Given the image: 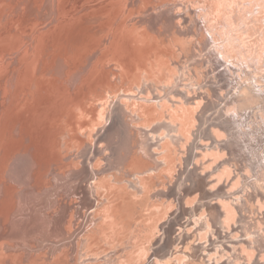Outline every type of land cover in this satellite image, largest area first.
Here are the masks:
<instances>
[{
  "label": "bare ground",
  "instance_id": "6f19581e",
  "mask_svg": "<svg viewBox=\"0 0 264 264\" xmlns=\"http://www.w3.org/2000/svg\"><path fill=\"white\" fill-rule=\"evenodd\" d=\"M224 1L227 5L226 9L230 8L231 12L229 14V11L223 8L222 3L224 2L215 3L218 7L217 14L220 16L222 11L224 12L223 16H220L219 23V20L214 18V10L211 9L212 6H215L214 4H209V7L198 6L194 10L183 6L182 10L177 11V19L182 24V29L174 32L178 36L175 37L179 39L178 45L182 47V44H193L194 38L186 41L184 36L188 35L189 30H192L190 33L192 35L195 27L201 30L206 44L204 48H208L206 55L216 66L221 67L218 71L219 80L225 87L230 88L228 99L224 100L226 103L215 112L216 115L219 114L218 118H213L209 122L208 119L203 123L199 122L198 127L191 133L189 130L192 123L194 124L192 126L195 127V115H193L194 112L190 106L195 105L198 108L202 102L201 98L197 100L199 98L197 95L200 93L194 90L197 84L184 85L187 90L176 91L175 96L171 94L173 87L169 83L166 85V90L165 86L162 87V90H165L163 93L165 95L160 100L158 99L160 96H154L152 99L150 97L136 98L138 94L146 90L152 92L156 86L152 83L151 78L143 86L144 80L142 81L140 77L141 73L133 66H123L124 38L121 36L123 26L121 29L118 27L117 34L115 31L113 34L109 32V22L106 20L108 11L104 12V16L96 18L88 16L86 12L81 17L78 15L79 18L75 17L74 20H70L69 23H61L60 20H57L60 18L56 17L54 19L56 24L54 22L55 25L52 28L41 31V37L38 40L33 37L31 40L29 36L17 34L11 25L16 24V28L23 26L27 33H31L33 25L38 23L43 25V22L50 18V0L42 2L45 5V11L35 9L32 14L34 18L24 14L29 0L15 1L14 9L8 5L10 2L7 4L9 10H12L9 14L11 17L8 16L0 22V143L9 149L8 154H12V156L11 158L4 157L3 150L0 149V264H125V261H132L133 258L136 259L135 264L140 262L150 264L152 257V260H155L154 264H191L181 256L180 260L172 259L171 261L173 255L167 253L170 244L169 235L174 233V227L177 225L175 217L178 214L183 216L179 209L185 207V205H180V202L183 201L185 195L187 196L186 188L181 192L178 190L179 183L173 187V182L168 185L167 190L162 188V190L156 191L153 188L155 186L161 188V185L167 182H160L162 179L167 180L161 172H165L166 167L176 163L179 157L181 159L182 154H185L182 164L185 176L181 182L178 179L180 184H184L190 172L199 174L200 165L206 164L204 169L202 168V174L198 175L197 180H194V185L197 186L205 174L206 177H212L213 182L217 181L219 184L216 185H220L217 187L221 188L217 194L216 190L214 191L213 197L209 196L212 188L209 189L210 193L206 196L221 201L220 203L213 202L216 204L217 211L212 209V212L213 214L215 211L217 212L215 213L216 217L206 218L202 214V217L198 216L193 220L188 218L192 220L189 223L193 226L195 234L199 235L202 232L205 237H212L210 243L205 242L208 245L204 242L200 243L206 246L202 247L206 250H201L204 253L201 257L203 260L198 264H264L259 259L260 253L264 251V215L261 212L264 209L256 211L261 212L257 215H263L262 220L258 216L260 221H257V217L255 219L254 216V220L250 218L256 213L254 209L255 213L253 212L252 215L247 216L248 214H246L249 206L246 201L249 202L247 200L249 195L253 200H256L257 203L253 202L256 203V206L264 204L262 200L264 197V19L262 21L263 17L258 15L264 8L259 9L257 15H253V8L255 6L262 7L264 1L262 3L258 0H243L246 4L248 3L240 8L245 13L243 20L236 17L240 10L237 11L232 7V4L237 3V0ZM3 2L5 1L3 0ZM6 3H3V6ZM120 3L123 5V0ZM64 4L66 5V3ZM61 5L63 6V4ZM81 5L82 3H79L80 7L83 6ZM131 5L134 9L136 2ZM72 6L74 5H71V9H76L78 3L75 8ZM199 8L203 11L196 14V10ZM66 12L70 13L68 10ZM122 13L124 11L120 10L117 14L111 12V15L116 20L118 16H124ZM248 13H250L249 17L246 16ZM146 14L149 15L147 22L152 28L156 24L167 23L172 18H176L175 14H171L169 7L161 17L148 14V9ZM201 20H203L204 26L201 25ZM35 30L34 28L33 32ZM35 36L37 35L35 34ZM126 41L130 47H125L132 49L136 54H139L136 50L143 49L133 44L134 38H131V42L127 39ZM34 44H38L40 48ZM68 44H71L75 50L64 55V61L58 59V49ZM137 44L140 45V43ZM95 47L103 49L102 55L104 59H107V61L105 60L107 63L99 60L104 64L97 63L96 65L92 62L99 52L94 50ZM185 50L188 54L192 51L191 49L188 51L189 48ZM22 56L25 57L22 59ZM79 56L83 60L82 69L87 63L93 68L97 67V69H92L96 70L95 73L100 71L97 75L102 80H97L96 83L90 81L95 73L90 75V80L87 78L92 83H88L90 84L89 88L93 85L91 89L94 91L93 95L90 93V89L88 88V90L83 85L77 92H73L78 81L83 78L81 75L83 70L75 67L76 59ZM108 61H115L120 64L119 67L123 68L121 77L123 101L119 103L117 101L106 103L109 100L106 97V92L108 93L109 90L106 87V77L109 79L110 71L108 74V70H106L105 78L101 74L105 73L106 67L103 66L108 64ZM180 61L172 64L175 72L180 71V68L186 63L182 61L180 65ZM47 64L49 67L45 68ZM200 64L199 62L194 63L192 69H197ZM254 70L257 71L255 75L253 74ZM85 71L87 72L86 68ZM111 71L116 73L112 68ZM73 72L74 75H72ZM259 72L260 74H258ZM242 75L244 76L242 77ZM134 76H138L136 81L140 82L141 80L138 86L132 82ZM178 79L176 77L177 83ZM49 80L52 82L48 83ZM85 85L87 86V84ZM98 85H102L103 88L101 86V89H98ZM107 86L111 88V86ZM126 86H129L126 90L129 93L124 91ZM66 90H69L68 94H66ZM115 95L114 93V97ZM93 96L97 97L93 98ZM169 96H172L173 99ZM86 101H90V104L86 105ZM79 103L82 108L79 107ZM189 104L191 105L187 106ZM77 106L79 107L78 112L75 110ZM130 106H134L132 114L136 126L131 119L126 120V117L129 118V116L124 107L129 108ZM81 109L85 112V118H79ZM161 114L167 116L161 122L168 120L170 123V126L166 127L168 132L172 131V128L176 134L173 136L166 134L165 137H169V141L166 139L162 145L157 146L158 149L154 148V153H152L150 149L155 147V143L151 142L154 139L153 135H149L148 132L137 126L138 124L142 126L151 123ZM256 119H260V121L258 120V122ZM100 122L101 124H99ZM97 124L100 125L97 127V132L91 129L92 132H96L97 140L95 143L89 144L88 147L83 146L85 140L89 139V136L85 139L82 138L83 135H90V128ZM253 124L258 127L253 128ZM128 129L133 130V133ZM82 130L84 133H81ZM132 138L136 140L130 144ZM163 138L161 137L160 140ZM255 139L262 141L260 144L255 142L253 146H249V142ZM204 141H210V143L207 144ZM21 145L24 146L25 151L16 155L20 152ZM75 145H78L77 148ZM176 146L178 147L176 148ZM131 148H134L133 150L142 149L147 157L153 159V165L143 171L135 170L133 172L125 169L127 158L129 159L130 154L134 152L131 151ZM241 151L247 161L244 163H239V161L235 165V156L239 155ZM138 152L136 153L139 154L141 151ZM17 156L19 158H15ZM135 158L132 160H138ZM69 159L72 162L79 159L77 165H81L80 168H70L72 165L68 162ZM142 159L143 156L139 158L141 161ZM148 161L150 162V160ZM142 163L144 162L142 161ZM142 163L140 164L142 165ZM93 165L96 167L94 168ZM231 166L234 168L231 169ZM111 168L117 171V174L113 173L115 174L114 178L108 175ZM12 175H14L13 178ZM93 176L95 179H92ZM227 176L229 178L225 180L224 178ZM156 178H160L159 181L155 180ZM91 180H94L93 183H90ZM202 181H206V179ZM61 182L63 183L60 184ZM145 185L150 187L146 188ZM236 185L239 187L235 191L229 190ZM217 187L215 188L217 189ZM51 188L54 189L50 190ZM149 188L152 192L153 190L156 192L151 193ZM188 188L190 187L188 186ZM94 190L98 191V194H95ZM146 190L150 191V196ZM220 192L222 193L220 194ZM50 193L52 194L50 195ZM172 196L179 209L177 212L173 211L171 214H167L168 218L165 221H168L169 224L166 230L162 227L163 225L158 224L159 222L155 224L158 220L155 215H162L166 204L163 200L168 203V199ZM155 198L162 200L159 202L163 207H161L162 210H150L146 204L148 199L147 203L153 202L150 199ZM204 200L202 198L203 202ZM191 209H188L189 215ZM184 210H182L184 214L187 213L186 209ZM139 211H144V213ZM249 212L251 214V211ZM151 217L153 219L149 221ZM208 218H210L212 226L209 225L210 222H204ZM247 219L253 220V223ZM114 221L119 222L122 227L121 232L119 231L121 235L118 234L117 240L115 239L117 242L109 241L110 237L108 241L102 239V236L99 237V230L103 232L109 229L112 233L110 224ZM260 222L263 226L260 225ZM235 232H239V235L235 236ZM35 235L47 237L45 241L49 244H46L45 249H34L42 247L45 242L40 239L41 243L36 240L31 241ZM184 236L189 237L186 231L179 232L177 238L182 239ZM60 237L65 238L59 240ZM139 237L141 239L143 237L158 238L149 247L148 243L146 245L142 240H140L142 243L139 241L141 243L139 245L137 241L140 239ZM215 239L218 241L213 243ZM21 240L23 241L21 242ZM59 241H63V243L60 246H55ZM159 242L163 243L164 251L159 250L160 248L153 249ZM186 243L189 242L186 240ZM141 248L142 250L149 248V251L153 252L152 255L149 258H144L145 252H141ZM183 253L186 256H182L194 260V256H190L191 254ZM253 257H255L254 260H252ZM137 258L139 259L137 260ZM220 258L222 260L218 261ZM192 263L194 264L193 261Z\"/></svg>",
  "mask_w": 264,
  "mask_h": 264
},
{
  "label": "rangeland",
  "instance_id": "374dc122",
  "mask_svg": "<svg viewBox=\"0 0 264 264\" xmlns=\"http://www.w3.org/2000/svg\"><path fill=\"white\" fill-rule=\"evenodd\" d=\"M1 1V0H0ZM5 2H3V0H2V2H0L1 4H0V6H3V3H6V5H4L3 7H0L1 9H0V22H2L3 20H5V18H7L8 16L9 17H11V15H9L10 14V11L12 12V10H9V6H7V4L10 2V4H8V5H11L10 6V8H13L14 9V6H15V4L16 3H14L15 1H17V0H4ZM21 1V0H20ZM52 1V2H51ZM89 1H91V0H89ZM88 0H50V4H49V6H50V18L49 19H47L45 22H47V23H45V22H43V25H41L42 23H38L37 25H33V29H32V31H31V33H27L26 32V29L23 27V26H20V27H18V28H16V24L15 25H11L12 26V29L17 33V34H20V35H23V36H29V38L32 40V37L33 38H35L36 40H38L40 37H41V35H40V32L41 31H47L49 28H52L55 24H56V22H55V18L57 17V18H60V19H57L59 22H61V23H69L70 22V20L72 21V20H74L75 19V17H76V19L77 18H79L78 17V15L81 17V15H83V14H85L86 12H87V15L88 16H90V17H93V18H96V17H99V16H104L105 15V11L107 12H109V14H108V16H107V18H106V20H108V22H109V32H111L112 34H113V31H115V33L117 34V31L119 30V28L121 29L122 28V26H123V30H122V37L124 38H121V39H123V66H133L136 70H138V72H140L141 73V75H140V77L142 78V81L144 80V82H143V86H144V84H146V81L149 79V78H151V80H152V83L156 86L155 87V90H153L152 92H150L149 90H146V91H144L143 93H141V94H138L137 95V97L136 98H147V97H150V99H152V97H154V96H160L158 99L160 100V99H162L163 97H164V95L165 94H163L164 93V91L167 89V87H166V85L167 84H171L170 86L171 87H173L172 88V93L171 94H174L175 95V92L176 91H186L187 89H185L184 88V85H186V84H188V83H193V84H197V86L195 87V89L194 90H196L197 92H199L200 94L199 95H197L199 98H197V100L199 99L200 100V98L202 99V102H200V106H198V108H196V106L195 105H193V106H190L191 104H189V105H187V106H190L191 107V109H192V112H194V114L193 115H195V127H193L194 126V124H193V126H192V124H191V127H190V132L189 133H191L193 130H195L196 129V127H198V125H199V122H201L202 121V123L203 122H205L207 119H208V122L209 121H211L213 118H218V115H216V110L217 109H220L221 108V106L224 104V103H226L224 100H225V98H227L228 99V97L227 96H229V89L230 88H228V87H225L224 85H223V82L221 81V80H219L220 79V77H219V72L218 71H220V69H221V67H218V65L216 66L212 61H211V59H210V57L208 56V55H206L207 54V49H205L204 47L206 46V44L204 43V40H203V37H202V33H201V30H198L196 27H195V29L193 30L194 32L192 33V35L190 34L191 32H192V30H189L188 31V35H186V36H184L185 37V40L186 41H189L191 38L193 39L194 38V40H195V42L193 43V44H191V45H185V44H182V47H180L179 45H178V43H179V39L178 38H176L175 36H177L174 32L176 31V30H178V29H182V24H181V21H179L177 18V11L179 12V10H182V8H183V6H186V7H188L189 9H195L196 7H198V6H208L209 4H214L215 6H212L211 7V9H213L214 10V18L215 19H217V20H219L218 21V23L220 22V20H221V17L223 16V11H222V13L220 14V16H219V14H217V5L216 4H218V3H221V2H224V3H222V6H223V8H227L226 6V2L224 1V0H123V5L120 3V1L121 0H92L91 2H89ZM170 1V2H169ZM173 1V2H172ZM203 1V2H202ZM245 1V0H244ZM258 1H262V3H263V1L264 0H258ZM257 1V2H258ZM42 2H44V0H29V2L27 3V7H26V9H25V11H24V14L25 15H28V16H30V17H32V14H33V12L35 11V9L36 10H38V11H41L42 9V12L43 11H45V9H44V7H45V5H44V3L42 4ZM60 2H61V4H63V6L60 4ZM63 2V3H62ZM88 2V3H87ZM133 2H136V5H135V7H134V9L132 8V3ZM200 2V3H199ZM243 0H237V3H234V5L232 4V7H234V9L236 8L237 9V11H238V9L240 10L238 13H237V15H236V13H234L235 15H236V17L237 18H241L242 20H243V15H245V13H244V10L243 9H240L241 7H243V6H246L247 4H246V2H243ZM14 3V4H13ZM59 3V4H58ZM64 3H66V5L64 4ZM76 3V4H75ZM77 3H78V6H77ZM79 3H82V7H80L79 6ZM168 3V4H167ZM170 3V4H169ZM206 3V4H205ZM208 3V4H207ZM216 3V4H215ZM166 4V5H165ZM224 4H225V6H224ZM236 4V5H235ZM243 4V5H242ZM14 5V6H13ZM42 5V6H41ZM71 5H74V6H72V7H76V9H71ZM76 5V6H75ZM238 5V6H237ZM89 6V7H88ZM118 6H120V7H118ZM172 6H175V7H173L172 8ZM182 6V7H181ZM262 7H260V6H255V8H253V10H254V12H253V15L255 16V15H257V13H258V10L259 9H261V8H264L263 6H264V3H263V5H261ZM8 7V8H7ZM41 7V8H40ZM43 7V8H42ZM60 7V8H59ZM168 7L171 9V14L172 15H174L175 14V16H176V18H172L171 20H169L167 23L166 22H161V23H159V24H156L155 26H154V28H152L150 25H149V23L147 22V17L149 16V15H147L146 13H147V9H148V14L150 13V14H152V16H154V17H161V15L168 9ZM177 7H180L179 9H176ZM209 7V6H208ZM67 11L68 10V12H70V13H68L67 14V12L64 10V9ZM70 8V9H69ZM78 8V9H77ZM80 8V9H79ZM93 8V9H92ZM94 8H95V10H94ZM119 8V9H118ZM175 8V9H174ZM54 9V10H53ZM89 9V10H88ZM92 9V10H91ZM85 10H88V11H85ZM120 10H123L124 11V13H122V14H124V16L123 17H120V16H118L117 17V19L115 20V19H113L112 18V15H111V12H112V14H113V12H116V14H117V12L118 11H120ZM192 10V11H193ZM216 10V11H215ZM227 10V9H226ZM230 10V8H228V10L227 11H229ZM58 11V12H57ZM78 11V12H77ZM146 11V12H145ZM199 11H203L202 9H197L196 10V14L199 12ZM242 11V12H241ZM21 12V11H20ZM54 12V13H53ZM71 12H75L74 14L73 13H71ZM84 12V13H83ZM145 12V13H144ZM226 12V11H225ZM230 12L231 11H229V14H230ZM57 13V14H56ZM60 13V14H59ZM78 13V14H77ZM80 13H82V14H80ZM240 13V14H239ZM242 13V14H241ZM262 13H263V15H264V9L262 10ZM262 13H259L258 15L259 16H262L263 18H262V21H263V19H264V16L262 15ZM56 15V16H55ZM217 15V16H216ZM53 16V17H52ZM247 17H249L250 16V13H248L247 15H246ZM213 17V16H212ZM220 17V18H219ZM32 18H34V17H32ZM67 18V19H66ZM71 18V19H70ZM120 18V19H119ZM144 18V19H143ZM146 18V19H145ZM159 19H162V18H159ZM67 21V22H66ZM105 21V20H104ZM118 21V22H117ZM167 21V20H166ZM54 22H55V24H54ZM117 22V23H116ZM201 22V25H203L204 26V22H203V20H201L200 21ZM243 22V21H242ZM245 22H247V21H245ZM244 22V23H245ZM258 23V22H257ZM53 24V25H52ZM39 25V26H38ZM41 25V26H40ZM36 26V27H35ZM38 26V27H37ZM244 26V25H243ZM246 26V25H245ZM106 27V26H105ZM119 27V28H118ZM34 28L36 29L34 32H33V30H34ZM199 28V27H198ZM44 29V30H43ZM204 31L206 32V29H204ZM34 33V34H33ZM35 34L37 35V36H35ZM207 34V33H206ZM125 37H124V36ZM120 36V37H121ZM128 37V38H127ZM178 37V36H177ZM131 38H134L135 39V42H133V44L135 45V46H139L140 48H143L142 50H136L139 54H136V52L135 51H133L132 49H128V48H126L125 46H128V47H130V45L127 43V41H126V39L128 40V41H130L131 42ZM119 39V38H118ZM181 40H182V37H181ZM162 41H163V43H162ZM137 43H140V45H138ZM113 44V43H112ZM33 45V44H32ZM34 45H36L38 48H40L39 47V45L38 44H34ZM241 46V45H240ZM3 46H2V44H1V48H2ZM107 47H108V45H107ZM242 47V46H241ZM109 48H110V45H109ZM186 48H189V50L188 51H190V49L192 50L191 51V53H187L186 52ZM75 50V48H73L72 47V45L71 44H68V45H63V46H61L59 49H58V52H57V57H58V59H62L63 61H64V55H66V54H69V53H71V52H73ZM94 50H97V54L95 55L96 56V58L95 59H93V63L94 64H96L97 65V63H100L101 65H103L104 63H107L106 61H107V59H104L103 58V49H100L99 47H95L94 48ZM148 51V52H147ZM172 52V53H171ZM62 53H63V55H62ZM100 56H99V55ZM193 55H195V57H193ZM98 56V57H97ZM149 56V57H148ZM25 56H22L21 58L23 59ZM5 58V57H4ZM104 60H103V59ZM5 59H8L7 57L5 58ZM99 60H101V61H105L104 63L102 62L101 63V61L99 62ZM180 60H182V61H184V62H186L181 68H180V71H176L175 72V69L174 68H172V64L174 63V62H178V61H180ZM96 61V62H95ZM182 61H180V65H181V62ZM197 62H199V63H201L200 64V66H197L196 68L197 69H192L193 67H192V65L195 63V64H197ZM93 63H91V64H93ZM82 64H83V60H82V58H81V56H79V57H77V59H76V62H75V67L77 68V69H82L81 67H82ZM49 64H47V66H45V68H48L49 66H48ZM86 65H87V63H86ZM85 65V67H83V71H81L82 73H81V75H83V78H82V80H80V81H78V85H76L75 86V89H74V93L75 92H77L79 89H80V87H81V85H83V86H85L87 89L90 87V84H88L90 81H94V83H96L95 81H97V80H102V79H100V78H98V76L99 75H97L98 73H100V71L99 72H97V73H95L94 71H96V70H92V69H97V67H92L90 64H88L87 66ZM120 66V64L119 63H117V62H115V61H108V64H106L105 66H103V67H106V69H104L105 70V73H103V74H101V76H103L104 78H105V76L104 75H106V70H108L107 71V73L109 74V71H110V74L108 75V77H109V79L106 77V84L107 85H109V86H111V88L109 87L108 88V86L106 85V87H107V89H109V90H111V91H109L108 90V93L106 92V97H108L109 98V100L106 98V101L108 100V102H106L107 104L109 103H112L111 101H114V102H120V101H123V85H122V83H121V77L123 76V68H121V67H119ZM92 67V68H91ZM85 68H86V70H87V72L85 71ZM109 68V69H108ZM111 68L113 69V70H115V72L116 73H113V71H111ZM179 70V69H178ZM93 71V72H92ZM74 72H76V71H74ZM72 73V75H74L75 73ZM84 73V74H83ZM90 73V74H89ZM93 73H95V75H96V80H95V75L93 74ZM182 73H184V76H182ZM257 73V71H253V74L255 75ZM244 74V73H243ZM258 74H260V72L258 73ZM92 75H94V77H92L91 78V80H90V77ZM119 76V77H118ZM180 76H181V78H180ZM244 75H242V77H243ZM138 76H134V77H132V82L134 83V84H136L137 86L139 85V83L141 82V80H140V82L139 81H136L135 79L137 78ZM176 77L177 78H179L178 80H179V82L177 83V81H176ZM86 78V80H84ZM87 78H89V80L87 79ZM94 78V79H93ZM98 78V79H97ZM102 78V77H101ZM57 79V78H56ZM182 79V80H181ZM183 79H185V80H183ZM109 80V81H108ZM83 81V82H82ZM85 81H87V82H85ZM50 82H52V81H48V83H50ZM82 83V84H81ZM91 83V82H90ZM85 84H87V86L85 85ZM92 84V83H91ZM113 86H112V85ZM181 84V86H179ZM89 85V86H88ZM99 86V87H98ZM97 87H98V89H101V88H103V86L101 87L100 85H98ZM105 86V85H104ZM163 86H165L166 88H165V90H162V87ZM92 87H93V85H92ZM92 87L91 88H89L90 89V93H92V95H93V90H91L92 89ZM101 87V88H100ZM96 88V87H95ZM94 88V89H95ZM129 88V86H126L125 87V89H124V91H126L127 89ZM88 89V90H89ZM87 91V90H86ZM99 91V90H98ZM115 91V92H114ZM196 91H194L195 93H196ZM66 92V94H68V92H69V90H66L65 91ZM89 92V91H88ZM114 93L116 94L115 95V97H114ZM125 93H129L128 91H126ZM92 95H91V97H92ZM114 97H112V96ZM134 95H136V94H134ZM176 96V95H175ZM94 97H97V96H93V98ZM170 97V96H169ZM112 98V99H111ZM171 99H173V97L171 96L170 97ZM226 99V100H227ZM142 102H144V100H142ZM90 104V101H86V105H89ZM252 104V103H251ZM81 103H79V107L80 108H82L81 106ZM78 106L76 107V112H78V108H79ZM133 107L134 106H130L129 108H127V107H124V109H125V112L127 113V115L129 116V118L128 117H126L125 115V117H126V120L128 121L129 119H131V121L133 122V124L136 126V122L133 120ZM204 111H206L203 115H202V113L204 112ZM84 114H85V112L83 111V109H81V112H80V116H79V118H85V116H84ZM201 115V116H200ZM167 118V116H166V114H161V115H159L153 122H149V123H146L145 125H142L141 126V124H138V126L137 127H140V128H142L144 131H146V132H148V134L149 135H153V137H154V139H153V141H151L152 143H155V147H152L151 149H150V152H152V153H154V148H156V149H158L157 148V146H159L160 144L162 145L163 143H164V141L166 140V141H169L168 139H169V137H165V135L166 134H168V135H170V136H173V135H175L176 134V131H174L172 128H171V130L173 131H169L168 132V130H167V128L166 127H169L170 125V123H169V121L167 120V122H161V121H163V120H165ZM257 121L259 120L260 121V119H256ZM103 121V119L101 120V122ZM258 121V122H259ZM101 122L99 123V124H101ZM245 122V121H244ZM246 122H249V121H246ZM164 123V124H163ZM99 124H97L96 126H92V128H90V132H89V134L90 135H83V137L82 138H86L87 136H89V139H88V142L85 140V143H83V146H86V147H88V145L89 144H91V143H95V141L97 140V137H95V135H96V132L98 131V128L97 127H99L100 125ZM99 125V126H98ZM95 127V128H94ZM254 127H258V125H254L253 124V128ZM88 129V128H87ZM86 129V130H87ZM91 129H94L93 131L95 132V134L93 135V133L94 132H92L91 131ZM129 130V129H128ZM131 131V133H133V130H129V132ZM80 132V131H79ZM86 132V131H85ZM81 133H84L83 132V130L81 131ZM80 133V134H81ZM93 135V136H92ZM164 135V136H163ZM250 134L248 133V136H249ZM253 136V135H252ZM93 137V139H91V138ZM133 137V136H132ZM161 137H164L163 139H161L160 140V138ZM253 137H255V136H253ZM189 138H190V136H189ZM188 138V139H189ZM91 139V140H90ZM95 139V140H94ZM140 139V138H139ZM187 139V142L189 141ZM90 140V141H89ZM134 140H136L135 138L133 139L132 138V140H130V144H133L135 141ZM94 141V142H93ZM262 140H258V139H255V140H253L252 142H249V146H253L254 144H255V142H257V143H259L260 144V142H261ZM172 142H173V140H172ZM205 143H207V144H209L210 143V141H204ZM173 144H174V142H173ZM24 145V144H23ZM23 145H21L20 147H19V149H20V152L19 153H17L16 155H19V154H21L22 152H24L25 151V148H24V146ZM187 145H188V143H187ZM77 146L78 145H75V148H77ZM178 146H176V148H177ZM187 147V146H186ZM75 148H73L74 150H75ZM183 148L185 149V147H184V145H183ZM0 149H2L3 151H2V153H3V156L4 157H9V158H11V156H12V154H8V152H9V149H7L6 148V146L4 145V144H1L0 143ZM132 150L131 151H134L132 154H130L131 153V151H130V156L131 157H129V159L127 158V160H128V162H127V165H126V168L125 169H129V170H132L133 172L135 171V170H138V171H143V169H145V168H147V167H150V165H153V162L154 161H152L153 159L152 158H149V157H147L146 156V154L145 153H143V150L141 149V150H139V149H135V150H133L134 148H131ZM183 149V150H184ZM187 149V148H186ZM73 151V150H72ZM140 153H139V152ZM160 151V150H159ZM136 152H138L139 154H137ZM143 156V159H142V161L144 162V163H142V161L141 160H139V158H142V156ZM145 154V155H144ZM243 153H242V151L240 152V154L239 155H237V156H235V158H236V162L234 163L235 165L237 164V162H239V163H244V162H246L247 161V159H246V157H244L243 155H242ZM65 155V154H64ZM89 155H91V154H89ZM134 155V156H133ZM137 155H139L140 157H138ZM135 156H137L136 158L138 159V160H132V158L134 159L135 158ZM185 156V154H182V157H181V159H180V157H179V160L176 162V163H174L173 165H171L170 167H166V169H165V172H161V174H163V176L167 179V180H161L160 182H162V183H164V181H167L165 184H162L161 185V188L160 187H153V188H155V190L156 191H159V189H161L162 190V188L163 189H165V190H167L168 189V185L169 184H171L172 182H173V187L174 186H177L178 185V183H179V189L178 190H181V192L184 190V188H186V192H185V194H187V196L185 195L184 196V198H183V201L182 202H180V205L182 204V205H185V207L183 206L181 209H179L178 207V204H176L175 203V200H174V198H173V196L172 197H170L169 199H168V203L165 201V200H163L166 204H165V209H163V211H162V215L161 216H159V214H157V215H155V218L156 219H158V220H156V223L155 224H157L158 222V224H161V225H163L162 227L163 228H166V230H167V226H168V221H165L167 218H168V215L167 214H171L173 211H175V212H177L178 211V209H179V211L182 213V215L183 216H181V214H178V215H176V222H177V225L174 227V233H171L169 236V240H170V244H169V248H168V252L167 253H169L170 255H173L172 257H171V261H172V259H176V260H180L179 258H180V256L181 257H183V259L184 260H186L188 263H191V264H193L192 263V261L194 262V264L196 263V264H198V263H200L199 261H201L202 262V260H203V258H201L202 257V255L204 254V253H202V251H205L202 247H203V243H202V245L200 244L201 242H207V243H210V241H211V239H212V237H205V235H204V233H202L201 232V234H199V235H197V234H195L196 232L194 231V229H193V226L189 223V222H191L192 220H193V218H198V216H201L202 217V214H203V217H210V218H212V217H216V215L217 214H215V213H217L216 211H217V209H216V202L217 203H220L221 201H220V199H213L212 197H213V195H215V193L217 194V192L218 191H220V187H217V186H220V185H216L218 182L217 181H215V182H213L212 181V177H206L205 176V174L203 175V179L202 180H204V179H206V181H202L201 179L199 180V183H198V185L197 186H195L194 185V183H195V181L194 180H197V178H199L198 177V175H200V174H202V172H203V170H202V168L203 167H205V165L206 164H204V165H200V169L198 168V172H199V170H200V172H199V174H195V173H193V172H190V174H188V176L186 177V179H187V181H186V179H185V181H184V184H180V182L183 180V178H184V176H185V174H183V172H184V168H183V162H184V160H183V157ZM147 157V158H146ZM15 158H19V156H17V157H15ZM130 158H131V160H130ZM135 158V159H136ZM146 158V159H145ZM111 160H112V158H111ZM147 160V161H146ZM148 160H150V162L148 161ZM78 161H79V159H78ZM78 161H76V162H72V160H70L69 159V161L68 162H70V164L72 165V167H70V168H80V166L79 165H77V163H78ZM133 161V162H132ZM135 161V162H134ZM132 162V163H131ZM137 162V164H135ZM146 162V163H145ZM140 163H142V165L140 164ZM148 163H150V164H148ZM202 163H203V161H202ZM147 164H148V166H147ZM137 166V167H136ZM93 167L95 168L96 166H94L93 165ZM232 168H234V167H232L231 166V169ZM204 169V168H203ZM206 171H207V168L205 169ZM234 170V169H233ZM115 172V174H117V171L116 170H114V169H110L109 171H108V175L109 176H111V177H113L114 178V175L115 174H113ZM156 174V173H155ZM13 176L14 175H12V178H13ZM227 178H229V176H227L226 178H224L225 180H227ZM92 179H95V177L93 176V178ZM160 179V178H159ZM159 179L158 178H156L155 180H158L159 181ZM180 180V182H178L179 180ZM208 180H211V181H208ZM240 180V179H239ZM93 181L94 180H91L90 181V183H93ZM191 181V182H190ZM206 182H209V183H206ZM63 182H61L60 184H62ZM185 183H187V184H185ZM189 183V184H188ZM192 184V185H191ZM219 184V183H218ZM216 185V186H215ZM259 185V184H258ZM147 186L148 185H145V187L147 188ZM160 186V185H159ZM188 186L190 187V188H188ZM195 186V187H194ZM210 186H212V187H210ZM214 186V187H213ZM260 186H262L261 184H260ZM148 187H150V186H148ZM192 187V188H191ZM198 187V188H197ZM215 187H217V189L215 188ZM239 187V185H236L234 188H229V190L231 191H235L237 188ZM145 188V189H146ZM152 188V189H153ZM206 188H207V190H206ZM212 188V189H211ZM213 188H215L214 190H213ZM54 188H51L50 190H53ZM209 189H211V194L209 195L208 193H210V191H209ZM148 190V189H147ZM146 190V191H147ZM149 190H150V188H149ZM155 190H153V192L151 191V193H154V192H156ZM189 190V191H188ZM216 190V191H215ZM228 190V191H229ZM117 191V190H116ZM150 191L148 192L149 194V196H150ZM214 191H215V193H214ZM227 191V192H228ZM213 192V193H212ZM94 193L95 194H98V191L96 192L95 190H94ZM222 192H220V194H221ZM52 193H50V195H51ZM147 194V193H146ZM145 194V195H146ZM189 194V195H188ZM226 194V193H225ZM212 196V197H210V198H208V197H206V196ZM143 196V195H142ZM149 196H148V198H149ZM141 197V195L139 196V198ZM187 197V198H186ZM246 198H247V196H245ZM251 197V198H250ZM49 198H51V197H49ZM137 199H139L138 197H136ZM202 198H203V200H204V198H205V200H204V202L202 201ZM212 198V199H211ZM208 199V200H207ZM251 199V200H250ZM141 200V199H140ZM149 200V199H148ZM148 200H147V202H148ZM150 200H153V202L151 201V202H149V203H147L146 202V204H148V206L150 207V210H152V209H158V210H162L161 209V207H162V205H160L159 204V202H161L162 200H160V199H157V198H155V199H150ZM155 200H156V202H155ZM198 200V201H197ZM210 200V201H209ZM247 200H249V202L248 201H246V204H247V206H248V208H247V210L248 209H250V210H246V214H248L247 216H250V215H252V213L254 212V210H255V212L256 211H261L262 209H264L263 208V205L264 204H258V206H256V200H253V198H252V196L251 195H249L248 196V199ZM253 200V201H252ZM262 200H263V203H264V197L262 198ZM44 201V200H43ZM202 203H201V202ZM206 202V203H205ZM213 202H215V203H213ZM253 202H256V203H253ZM153 203V204H152ZM209 203H210V205H209ZM151 204H152V208H151ZM154 204H156V205H154ZM158 204H159V206H158ZM188 204V205H187ZM200 204V205H199ZM206 204V205H205ZM255 204V205H254ZM167 205V206H166ZM199 205V206H198ZM202 205V206H201ZM212 205V206H211ZM155 208H154V207ZM158 206V207H157ZM190 206V207H189ZM196 206H198V207H196ZM209 206V207H208ZM160 207V208H159ZM187 207H189L188 209H191V207H192V209L190 210V215H189V212H188V209H187ZM163 208V207H162ZM215 208V209H214ZM184 209H186V212L187 213H185L184 214V212H185V210ZM212 209H213V211L214 210H216L215 212H214V214H213V212H212ZM254 209V210H253ZM182 210H184V212L182 211ZM193 212V214H192V212ZM249 211H251V214H250V212ZM139 212H141V213H144V211H139ZM210 212H212V214H210ZM254 212V213H255ZM262 212V214L264 215V210H262L261 211ZM261 212H256L255 214H253L250 218L251 219H253L254 220V218H253V216L255 217V219H256V217H257V221H260V220H262V217H263V215L262 216H260V215H257V214H260ZM199 214V215H198ZM207 214V215H206ZM195 216V217H192V216ZM182 217V219H180L181 217ZM258 216L260 217V220H259V218H258ZM162 217V218H161ZM178 217V218H177ZM180 217V218H179ZM185 217V218H184ZM188 218H192V220H190V219H188ZM210 218H208V219H206V221H204V222H210L209 223V225L210 226H212L211 224V220H210ZM152 219H153V217H151L150 219H149V221H152ZM189 221H188V220ZM186 220V221H185ZM247 220H250V219H247ZM253 220H250L252 223H253ZM187 222V223H186ZM262 223L260 222V225H261ZM111 228H112V233L109 231V229L108 230H104L103 232H100V230H99V237L100 236H102L101 238L102 239H107V241H108V239H109V237H110V239H109V241H112V242H115L116 240H117V236H118V234L119 235H121V225H120V223L119 222H117V221H114V222H112L111 224ZM190 225H191V227H190ZM184 226V227H183ZM187 226V227H186ZM262 226H263V224H262ZM262 226H260V227H262ZM118 227V228H117ZM233 227V226H232ZM84 228V227H83ZM184 228V229H183ZM179 229H180V231H179ZM183 229V230H182ZM120 231V232H119ZM186 231V233L188 234V236L189 237H185L184 236V238L182 237V239L180 238V237H178L177 238V236H178V234H179V232H185ZM114 233V234H113ZM117 233V234H116ZM178 233V234H177ZM200 233V232H199ZM76 234H78V233H76ZM103 234H104V236H103ZM172 235V236H171ZM174 235V236H173ZM193 235H196V236H194L193 237ZM202 235V236H201ZM204 235V236H203ZM235 236H237V235H239V232H235V234H234ZM159 236H161V235H159ZM162 237V236H161ZM174 237H175V239H176V241H175V239H174ZM195 237H196V239H195ZM203 237H205L204 239H203ZM37 238V239H36ZM47 237H38V235H35L34 236V238L31 240V241H34V240H36V242H39V239H40V241L42 240H44L45 241V239H46ZM63 238H65V237H60V239L59 240H61V239H63ZM140 239H138L137 241H138V243H139V245H141V243H142V241H144V244H146L147 245V243H148V246L150 245H152V243L153 242H156V239L158 238V237H152V238H145V237H143L142 239H141V237H139ZM207 238V239H206ZM116 239V240H115ZM145 239H146V241H145ZM149 239V240H148ZM179 239H180V241H179ZM207 241H206V240ZM38 240V241H37ZM140 240H142V241H140ZM148 240V241H147ZM186 240H187V242H189V243H186ZM202 240H205V241H202ZM209 240V241H208ZM23 240H21V242H22ZM141 243H140V242ZM198 241V242H197ZM216 241H218V239H215V241L213 242V243H215ZM263 241H264V237H263ZM20 242V243H21ZM117 242V241H116ZM122 242H123V238H122ZM150 242V243H149ZM19 243V242H18ZM39 243H41V242H39ZM44 244H42V247H40V248H34L35 250H43V249H45V246H46V244L48 243L49 244V242H43ZM63 243V241H59L58 242V244H56L55 246H60L61 244ZM199 243V244H198ZM207 243H205V244H207ZM143 244V245H144ZM197 244V245H196ZM142 245V246H143ZM185 246V248H187V249H185L184 248V246ZM199 245V246H198ZM208 245V244H207ZM149 246V247H150ZM196 246V247H195ZM205 246V245H204ZM141 247V246H140ZM147 247V246H146ZM195 247V248H194ZM198 247H199V251H198ZM206 247V246H205ZM16 248V247H15ZM160 248V249H159ZM182 248H184V249H182ZM194 248V249H193ZM26 250H27V248H25ZM153 249H159V250H161V251H164V245H163V243L162 242H159L158 244H156L154 247H153ZM152 249V250H153ZM191 249V250H190ZM203 249V250H202ZM188 250H190V251H188ZM202 250V251H201ZM29 251H31V249H29ZM140 251L141 252H145L144 254V258H149L151 255H152V253L153 252H150L149 251V248L147 249V248H143V250H142V248L140 249ZM193 251V252H192ZM173 252V253H172ZM183 252H185L187 255H190V256H194V260H192V259H188V257L186 258V257H184V256H186ZM201 252V253H200ZM189 253V254H188ZM201 255H200V254ZM255 252H253V254H254ZM175 254V255H174ZM256 254V253H255ZM50 256H51V254H49ZM169 255V256H170ZM182 255H184V256H182ZM75 256V255H74ZM163 256H164V253H163ZM174 257V258H173ZM198 257V258H197ZM153 258V257H152ZM152 258H151V263L150 264H154V262H155V260H152ZM178 258V259H177ZM139 258H137V260H138ZM198 259V260H197ZM255 259V257H253L252 258V260H254ZM259 259L260 260H262L263 262H264V251L263 252H261L260 253V256H259ZM222 260V258H220V260H218V261H221ZM130 261V262H129ZM191 261V262H190ZM196 261V262H195ZM126 262L127 261H125V264H126ZM135 262H136V259L135 258H133V260L131 261V260H128V262H127V264H135ZM262 262V263H263ZM112 264H115V263H112ZM139 264H142V262H140Z\"/></svg>",
  "mask_w": 264,
  "mask_h": 264
}]
</instances>
